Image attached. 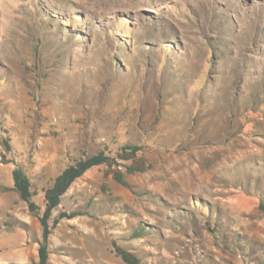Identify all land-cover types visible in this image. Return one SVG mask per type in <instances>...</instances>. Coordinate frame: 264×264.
<instances>
[{"label": "rangeland", "instance_id": "rangeland-1", "mask_svg": "<svg viewBox=\"0 0 264 264\" xmlns=\"http://www.w3.org/2000/svg\"><path fill=\"white\" fill-rule=\"evenodd\" d=\"M46 12L91 36L56 52ZM129 143L151 169L75 183L50 225L87 215L52 231L49 264H124L113 242L141 264H264V0H0V264L42 244L17 165L43 209L70 160Z\"/></svg>", "mask_w": 264, "mask_h": 264}, {"label": "trees", "instance_id": "trees-1", "mask_svg": "<svg viewBox=\"0 0 264 264\" xmlns=\"http://www.w3.org/2000/svg\"><path fill=\"white\" fill-rule=\"evenodd\" d=\"M42 16V28H40V30L43 31L44 34L50 35L52 37V41L56 42L52 43L51 41H49L50 46H52V48H55L56 52L59 51L61 52V54L68 52V48L73 46V44H81L83 43V38L88 39V37L91 36L90 32L85 33L83 29L75 30L72 28L74 26H77V23L80 21L78 15H74V17L71 18L65 17V19H63L60 18L59 15L51 16V14H48V12H46ZM61 20H63L64 22H62ZM145 27L148 32L153 29L154 24L152 25L151 23H147ZM114 35H117V33H111L110 30L108 32H105L106 39L113 37ZM57 43H59L60 45L58 46ZM115 44H117V42L113 45ZM55 45L58 47H56ZM122 45L123 44L117 46V48H119L118 51L121 50ZM121 61L122 60L120 58L115 59L114 62L116 71H119L122 65ZM251 98H255V96L251 95ZM3 146L10 151L8 140H5ZM142 152L143 146L129 143L121 146L115 156H112V154H110L107 149H104L89 158L70 160V163L67 165V167L54 179L52 185L44 190L43 209L33 201L36 195L33 190L31 179L24 167L17 165L14 168V170L12 171L13 190L19 195L21 200L26 203L29 212L38 219L43 230L42 244L38 249L39 260L36 264L50 263V237L52 231L56 229L61 221H71L76 219L77 217L87 215L81 212H64L59 214L58 218L53 221L52 226L50 225L53 213L61 206L62 200L72 189L74 184L81 180L88 172H90L94 168L105 166L113 176V179L119 185L127 188V182L125 181L124 175L120 170V163H129L126 166V172L129 175L147 173L151 169V166L141 156ZM112 249L114 255L118 257L124 264L142 263V261L134 253L121 248L115 242L112 243Z\"/></svg>", "mask_w": 264, "mask_h": 264}]
</instances>
